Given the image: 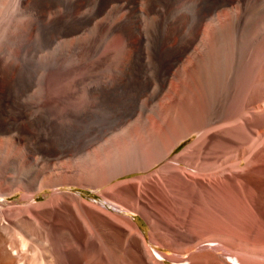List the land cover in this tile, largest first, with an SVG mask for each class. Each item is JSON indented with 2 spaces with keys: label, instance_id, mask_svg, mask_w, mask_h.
Instances as JSON below:
<instances>
[{
  "label": "bare ground",
  "instance_id": "bare-ground-1",
  "mask_svg": "<svg viewBox=\"0 0 264 264\" xmlns=\"http://www.w3.org/2000/svg\"><path fill=\"white\" fill-rule=\"evenodd\" d=\"M55 1L0 0V102L18 99V88L32 85L41 68L48 82L57 75L63 77L72 69L73 57L86 53L80 46L74 51L63 48L41 64L29 57L28 47L70 29L59 17L42 21L41 12ZM73 1L79 7L89 0ZM93 1L100 9L91 17L114 0ZM115 1L123 2L120 6L141 1L146 10L157 4L167 6L162 19L152 27L155 35L160 32L163 42L162 56L155 66L161 73L177 62L175 123L183 137L195 135L192 173L171 177L180 186V201L167 206L163 197L148 198L143 189L135 191L134 186L126 185L124 188L132 192L129 202L115 204L108 193L110 199L105 198L116 208L133 212L123 217L64 190L73 184L97 187L110 183L116 170L126 174L139 169L131 166L129 155L139 156L140 150H128L116 165L106 167L105 179L99 178L94 162L72 161V152L80 144L61 141L66 128L48 118L51 105L47 98L38 114L37 100L25 105L16 101L19 111L28 112V124L46 122V128L56 132L58 139L40 141L38 136L32 140V148L25 152L27 160L18 149L16 136L10 141L4 137L7 130L17 127L16 120L0 122V264H264V0ZM133 13L122 24L118 21L105 27L115 29L119 37L128 31L139 33ZM131 43V55L139 58L136 39ZM124 59L116 64L115 77L96 87L88 108L71 114V120L87 116L95 100L107 99L120 89L128 65ZM146 85L144 81L137 93L142 94ZM131 110V105L127 106L118 121ZM146 124L139 120L138 129L144 131ZM48 132H41L42 136ZM21 133L30 136L23 130ZM35 150L45 153L46 159H33ZM172 168L183 169L178 162ZM14 169L21 175L12 176ZM116 185L109 186L110 194ZM189 186L195 194L192 200L186 194ZM44 190L49 193L37 199ZM15 192L21 194V202L6 203L5 198ZM134 212L148 222L151 241L168 253L149 247ZM120 218L126 229L115 225L121 223Z\"/></svg>",
  "mask_w": 264,
  "mask_h": 264
},
{
  "label": "rangeland",
  "instance_id": "rangeland-1",
  "mask_svg": "<svg viewBox=\"0 0 264 264\" xmlns=\"http://www.w3.org/2000/svg\"><path fill=\"white\" fill-rule=\"evenodd\" d=\"M7 2L13 3L14 0H7ZM73 2V0H56L51 7L41 12L40 16L41 19L43 18L42 21L50 22L56 17H59L64 23L70 25V29H68L69 31H63L49 41L40 40L39 43H37L38 45L28 47L29 57L36 63L41 64L50 61V59L60 53V50H63V48L72 49L71 51H74L80 46L86 53L73 57L75 62L72 64V69L63 77L57 75L48 82L45 78L46 71L44 68H41L37 71L38 73L34 75L32 85L18 88L15 94L18 96V99H8L5 102H0V106L2 107H0V122H14L16 120L14 126L15 123L17 126L11 130H7L4 137L10 141L14 139L12 135L16 136L18 149L22 151L27 160L29 157L26 153L29 146L32 148V140H36L38 136L40 141L57 140L58 135L56 132L50 131L48 127L46 128V122L34 125L28 124V112L23 109L19 111V106H17L18 103H16V101H18L22 105H25L28 104V102L30 103L37 100L34 102L36 103V108H38V111H36L38 114L40 104L46 101L47 98L51 105V109L48 111L50 115H48V118L52 119L58 126H65L66 128L65 136L61 137V141L70 144L73 143L75 145L80 144L77 145L79 147L72 152V159L75 157L72 161L75 163L94 162L98 170L97 175L99 178L105 179L107 175L106 167L108 166V168H110L116 165L118 160H120L122 156H124L123 154H126L128 150L137 148L141 152L139 156L134 157V155H129L131 166L136 168L140 167L133 172L117 174L116 170L114 171L115 176L110 180V183L103 182L97 187H93L92 185L73 184L64 186V190L75 193L83 199L99 204L109 212L123 217L132 216L133 212L131 210L116 208L111 201L107 200L110 198L107 197L106 194L108 193L110 197L115 198V204H118V202H120V204L122 202L127 203L130 201L132 192L124 188L126 185L134 186L135 191L143 189L147 192L148 198L158 199L159 197H163V202L167 206L175 200L180 201V198L178 199L180 186L175 182V179L172 178L171 180V177L173 175H175V177H183L186 175L185 173H192L194 166L192 160L194 152L193 140L195 135L183 137L180 125L175 123V118L178 114L175 94L179 84L178 79L175 77L178 66L177 62H174L170 68L165 69V72L163 70V74L162 72L160 73L155 66L160 62L163 42L160 32L155 35L152 31V27L154 23L162 19L161 15L167 10L166 4H157L151 10H146L144 3L141 1H136L135 4L129 3L127 5L124 4L125 6H120L119 4H123V2L119 3L114 0L101 9V12L99 11V13L91 17L90 14L100 9L97 3L93 0H89L77 7V4ZM57 10L58 12H56ZM134 11L135 13L133 14L137 18V29L139 33L128 31L126 36L119 37L115 29L112 28L109 30L108 26L105 27L109 24L115 25V22L118 21H122L120 22L122 24ZM62 12L63 14H61ZM50 14H53L54 17ZM72 18L80 19L79 23L73 22L74 20ZM75 25L78 26L76 27ZM133 39H136L139 50L141 51V56L139 58L131 55L130 52ZM193 45L194 44L191 45V48ZM123 57L126 59L128 57L127 60L124 59L128 65L124 70L122 77L123 82L120 85V89L114 92L110 97H107V99L95 100L87 116L78 118L77 120H71V114L85 111L88 108L96 87L98 88L102 83L111 81L112 78L115 77V66ZM35 77L37 78L35 79ZM144 81L147 82V85L144 87L142 94H139L137 93L138 88ZM68 83L70 84L69 87ZM38 86L39 88H37ZM40 87L43 88L41 89ZM31 94L35 96L32 97ZM135 95L138 96L134 97ZM8 96H10V94H8ZM95 102L97 103L95 104ZM12 103L14 105H12ZM129 105H131L132 110L118 121V117L124 113L125 108ZM156 113H158V117ZM26 117H28V119H26ZM143 119L147 124L146 129L141 131L138 129V121ZM38 126L39 128H37ZM21 130L28 133L30 136L23 137ZM48 130L47 136H42V133L44 135L45 131ZM38 151L39 150H35L31 153L32 158L38 161H44L46 159L45 153L42 151L40 153V151ZM174 162H178L179 167H181V169L183 167V169L181 171L173 169L172 166ZM13 171L10 172L12 176L16 177L19 176L18 174L21 175L20 170L17 171L14 169ZM113 184L117 185L110 190V194L108 192L110 189L109 186ZM45 193L48 194L49 191L44 190L39 193L36 196L37 199H43ZM186 194L189 195L188 198L191 200L194 198L195 194L191 186H189V188L187 187ZM5 199L6 203H20L21 194L15 192ZM134 220H136L139 228L146 235L147 244H149L152 250L157 249L168 253V250L163 249L158 244L151 241L149 235L150 227L146 219L140 213L137 212L134 214ZM119 221L121 223L116 222L115 225L126 229L124 219L120 218ZM112 244L114 245V242ZM166 262L170 263L169 260H166Z\"/></svg>",
  "mask_w": 264,
  "mask_h": 264
}]
</instances>
